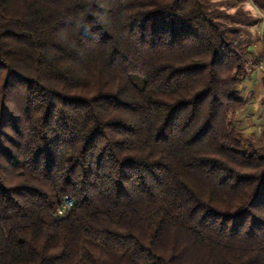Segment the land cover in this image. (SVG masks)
I'll use <instances>...</instances> for the list:
<instances>
[{"label":"trees","instance_id":"trees-1","mask_svg":"<svg viewBox=\"0 0 264 264\" xmlns=\"http://www.w3.org/2000/svg\"><path fill=\"white\" fill-rule=\"evenodd\" d=\"M240 2L0 0V264H264Z\"/></svg>","mask_w":264,"mask_h":264},{"label":"rangeland","instance_id":"rangeland-1","mask_svg":"<svg viewBox=\"0 0 264 264\" xmlns=\"http://www.w3.org/2000/svg\"><path fill=\"white\" fill-rule=\"evenodd\" d=\"M238 5L249 11L254 19L257 20L256 24L251 27V30L253 32L262 34L264 31V13L255 6L252 0H241ZM233 11L234 8L231 9V12ZM245 81H247L249 84L250 79L248 81L247 78ZM237 89L243 94V97H246L247 99L250 98L252 93L249 91V89H251L249 85L246 87L242 85ZM253 93H255L253 98L254 100L248 104L244 111L238 116L237 120L241 122V128H243L247 134L254 132L256 133L257 137L260 135L262 126L264 124V89L260 91L255 87ZM257 138L255 139V145L260 146L261 143Z\"/></svg>","mask_w":264,"mask_h":264},{"label":"crops","instance_id":"crops-1","mask_svg":"<svg viewBox=\"0 0 264 264\" xmlns=\"http://www.w3.org/2000/svg\"><path fill=\"white\" fill-rule=\"evenodd\" d=\"M254 50L259 54V55H264V46H263V44L262 43H258V44H256L255 46H254ZM249 79H250V82H249V84H248V82L247 81H244L243 82V86H247V85H249V87H251V89H249V91L252 93L251 94V96H250V98L249 99H247L246 97H243V94H242V97H243V99H246V100H248V104L251 102V101H253L254 99V94L255 93H253L254 92V89H255V87L258 89V90H263L264 89V62L262 63V64H260L259 66H258V68L256 69V71L255 72H253L252 74H250V76L248 77V81H249ZM242 85H240V86H242ZM248 104H247V106H248ZM246 106V107H247ZM245 107V108H246ZM244 111V110H243ZM242 111V112H243ZM241 112V113H242ZM240 113V114H241ZM239 114V115H240ZM238 115V116H239ZM244 117V116H243Z\"/></svg>","mask_w":264,"mask_h":264},{"label":"built area","instance_id":"built-area-1","mask_svg":"<svg viewBox=\"0 0 264 264\" xmlns=\"http://www.w3.org/2000/svg\"><path fill=\"white\" fill-rule=\"evenodd\" d=\"M74 207V201L70 197H66L63 201L62 207L56 212L54 217H65Z\"/></svg>","mask_w":264,"mask_h":264}]
</instances>
